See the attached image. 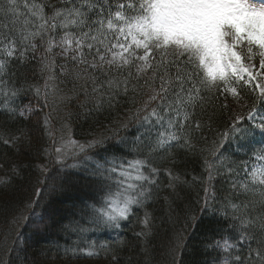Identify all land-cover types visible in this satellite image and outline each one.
Masks as SVG:
<instances>
[{"label": "snow or ice", "instance_id": "6c2138e0", "mask_svg": "<svg viewBox=\"0 0 264 264\" xmlns=\"http://www.w3.org/2000/svg\"><path fill=\"white\" fill-rule=\"evenodd\" d=\"M257 56L259 69L252 63ZM57 58L64 61L60 74L70 77L74 91L78 87L84 96L79 107L85 118L115 109L129 92L134 112L123 121L113 120L99 134L90 133L91 139H75L66 119L59 116L68 97L54 72ZM14 61L19 62L16 67ZM33 61L44 77L43 86L31 83L23 73L17 85L18 68ZM28 91L37 103L15 105ZM136 95L143 100L137 103ZM0 98L8 121L37 117L34 130L0 134V143L23 142L31 148L34 138L46 137L51 143L38 152L58 164L70 156L82 157V179L92 191L102 193L99 199L89 196L73 208L72 215L78 218L64 224L65 231L84 232L87 224L120 227L119 221L129 218L133 205L144 207L153 199L150 186L157 185L161 172L154 159L163 153L160 159L171 156L175 163L174 148L195 152L202 140L199 153L206 176H195L193 181L203 186L204 195L197 199L201 213L213 218L201 242L206 254L202 264H264V115L258 116L264 110V0H0ZM229 99L236 105L250 101L248 110L231 111L210 142L206 136L197 139L205 128L212 129L219 113L230 111ZM44 108L50 110L39 127ZM54 120L60 121L59 127ZM133 123L137 130L132 151L138 158L88 154L96 148L108 153L103 146L112 140L128 147L127 137L119 133ZM232 143L259 163L234 166L232 154L226 152V145ZM20 167L13 164L12 173L19 175ZM35 167L51 179V183L38 179L42 186L36 188V195L46 188L55 191L59 173L52 176L47 163ZM163 171L173 192L180 183H188L169 168ZM219 177L227 185L220 196L213 183ZM10 182L11 176L0 177V185ZM38 202H22L6 219L8 227L0 233L6 259L0 264H12L9 254ZM201 213H186L184 225L170 239L167 254L173 264H184L177 250L187 248L185 230L200 225ZM152 219L145 211L141 231L136 233L145 253L153 235ZM123 243L122 238L117 241ZM86 254L98 253L86 250ZM145 264H150L147 257Z\"/></svg>", "mask_w": 264, "mask_h": 264}, {"label": "trees", "instance_id": "16d2710c", "mask_svg": "<svg viewBox=\"0 0 264 264\" xmlns=\"http://www.w3.org/2000/svg\"><path fill=\"white\" fill-rule=\"evenodd\" d=\"M23 3V0H20ZM55 2V0H52ZM60 33H57L59 39ZM56 52L58 48L55 49ZM258 52V49H254ZM18 61L13 62V67L18 65ZM64 63L60 58H57V67L54 69L58 77L59 87L62 94L68 98L60 105L59 116L66 119L73 137L77 140L84 141L91 139L90 133L99 134L104 131L105 126H110L113 120L123 121L125 117L134 112L135 104L132 102L133 93L129 92L128 96L120 97L117 107L110 111L102 113H94L92 116L85 118L83 109L79 107L80 102L84 100V96L79 92L78 87L74 91V84L70 77H65L60 74L59 65ZM253 63L259 68V57L257 56ZM38 65L35 61L18 68L17 76L19 80L23 77L21 73L26 75L31 83L43 86L44 77L39 73ZM34 70L35 73H34ZM146 91V90H145ZM142 95H136L137 103L143 100ZM36 104L37 98L31 91L22 93L15 100V105L23 106L29 103ZM230 111L219 113L213 123L211 130L205 128L198 134L197 139L201 136H206L210 142L216 133L217 129L222 130L225 121L229 119L230 112L245 113L248 110V103L244 101L241 105L231 103L229 99ZM2 103V98H0ZM40 103H43L41 100ZM219 103H224L221 100ZM49 108H44L40 111L41 117L39 127L43 126V116L48 112ZM71 113L70 116L68 114ZM264 113L261 110L258 114ZM54 116L56 113L53 114ZM37 117L32 116L31 119L8 121L4 110L0 108V134L10 132L16 134L17 130L31 131L37 127ZM54 125H60L59 120L53 121ZM137 126L133 123L129 128L121 129L119 135L125 136L128 139V147L116 145L114 140L109 141L103 147L109 149L108 153H104L102 148L90 149L88 154L100 153V155L124 156L125 160L138 158L137 154L132 151V140L136 135ZM143 131V129H140ZM109 134V132H105ZM260 138L257 137L258 141ZM50 140L41 136L39 140L33 139L32 147L29 148L25 143H20L16 146L4 145L0 143V177L11 176V182L6 185H0V233L8 227L6 219L13 214L16 207L22 202H28L36 199L39 202L32 205L30 211V220L23 226L20 231L21 239L17 242L15 250L9 254L12 264H145L146 257L150 264H173L172 257L167 254V246L175 231H178L185 223L186 213L191 215L201 213L200 204L197 203L198 197L202 198L203 186L199 182H194L195 176H206L203 172V158L199 153V148L203 146V141L200 140L197 144L195 152H185L183 150L173 149L175 163H172L173 157L169 156L166 159H160L159 154L153 161L154 166L161 169L157 179V185L150 186L153 193V199L147 201L144 207L133 205V211L127 220L119 221L120 227L93 226L87 224V231H84L82 237L74 235L71 237L66 235L63 225L70 220L78 217H73L72 210L78 206L81 201L86 200L91 194L99 197L102 193H96L87 187V182L82 179L84 175L83 169L79 162L82 157H68L63 164H58L50 156H44L38 152L46 147ZM115 145V150L113 146ZM226 152L232 154V160L235 165H241L242 162H247L249 165L256 162L255 157L251 159L249 155H245L243 150H237L235 143L226 145ZM98 158V157H97ZM52 172V176H56L58 187L55 191L45 189L39 196L36 195V188L42 185L38 184V179H47L51 183V179L47 175H42L39 168L35 165L45 164ZM87 163V162H85ZM13 164L20 165L19 175H15L11 171ZM72 165H77L72 167ZM169 168L173 175L179 174L181 181L188 183H180L175 192L169 185V177L163 169ZM147 171V170H145ZM224 177H219L213 181L217 195H223L222 187L227 188L223 184ZM147 186V185H146ZM165 197L168 200H165ZM202 202V201H201ZM70 207V208H69ZM71 209L66 212L67 209ZM145 211L152 214L153 235L147 241L148 251L142 252L144 245L136 236V233L141 231L142 225L140 221L144 217ZM171 217V219L169 218ZM200 225L192 231L185 230V235L188 236L187 248L178 249L181 253L180 258L184 264H202L206 258V254L201 247V242L210 227H212V217L205 213H201ZM81 223H85L81 221ZM39 228V229H38ZM189 229L191 223L189 222ZM109 230L111 232H109ZM71 234V233H69ZM15 235V231L12 232ZM66 235L68 237H63ZM96 236V237H95ZM29 237V238H28ZM123 239L125 243L117 244L119 239ZM107 245V248L102 247ZM253 246H255L253 244ZM86 250L97 252V255L89 256ZM244 254V253H242ZM116 255L117 260L113 261L112 256ZM6 259L2 250H0V261Z\"/></svg>", "mask_w": 264, "mask_h": 264}, {"label": "rangeland", "instance_id": "374dc122", "mask_svg": "<svg viewBox=\"0 0 264 264\" xmlns=\"http://www.w3.org/2000/svg\"><path fill=\"white\" fill-rule=\"evenodd\" d=\"M256 2V0H249V3H255ZM58 51H60V49L58 48ZM245 63H248L247 61H245ZM252 63H253V61H252ZM257 69H259L258 67H256ZM259 115H264V113H261V114H258V116ZM60 126V125H59ZM58 126V127H59ZM259 163V162H258ZM253 164V163H252ZM251 164V165H252ZM250 165V166H251ZM90 196H92L91 194H89ZM95 196L97 197V199H99V197L95 194ZM70 208V207H69ZM67 209L66 210V212H69L71 209ZM121 221V220H120ZM39 229V228H38ZM67 233H66V235H68V236H70L71 235V237H74V235H77L78 237H82V234H83V232H80V231H77V232H71V231H66ZM109 232H111L110 230H109ZM69 233H71V234H69ZM66 235H63V237H68V236H66ZM96 237V236H95ZM29 238V237H28Z\"/></svg>", "mask_w": 264, "mask_h": 264}]
</instances>
